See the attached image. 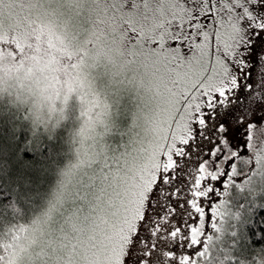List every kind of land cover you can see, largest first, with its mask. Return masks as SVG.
Returning <instances> with one entry per match:
<instances>
[{"label": "snow or ice", "instance_id": "6c2138e0", "mask_svg": "<svg viewBox=\"0 0 264 264\" xmlns=\"http://www.w3.org/2000/svg\"><path fill=\"white\" fill-rule=\"evenodd\" d=\"M107 8L69 33L57 30L55 10L50 18L43 6L0 0L13 102L43 123L74 96L82 120L55 201L32 234L7 229L0 264H197L207 220L216 228L226 203L206 207L216 186L244 156L248 174L264 171V0ZM35 152L19 154L21 170ZM8 200L0 189V204ZM249 232L234 264H264V226Z\"/></svg>", "mask_w": 264, "mask_h": 264}, {"label": "trees", "instance_id": "16d2710c", "mask_svg": "<svg viewBox=\"0 0 264 264\" xmlns=\"http://www.w3.org/2000/svg\"><path fill=\"white\" fill-rule=\"evenodd\" d=\"M16 107L0 100V189L10 196L0 204V241L9 239L7 229L12 226L24 225L28 234L33 232L56 199L52 191L58 190L62 172L77 159L78 130L69 115L48 129L34 128L26 110ZM32 145L34 166L21 170L19 154ZM228 188L219 226L213 230L201 264H234L240 245L251 238L249 229L258 233L264 226V175L252 176L243 187L232 182Z\"/></svg>", "mask_w": 264, "mask_h": 264}, {"label": "rangeland", "instance_id": "374dc122", "mask_svg": "<svg viewBox=\"0 0 264 264\" xmlns=\"http://www.w3.org/2000/svg\"><path fill=\"white\" fill-rule=\"evenodd\" d=\"M155 2H160V0H155ZM19 3L25 5L43 6L44 9L49 11L50 18L52 11L55 10V18L59 25L57 30L70 33L75 30V26L77 24H83L84 22L88 21L89 18H91V20H95L97 16L103 17L105 15H111V10L108 9L107 6L112 3V0H19ZM56 5H60L61 7L59 9H56L55 8ZM68 5H73V6L78 5L79 7L78 8L74 7L73 10L69 12L67 7ZM33 10L34 11L39 10V7ZM124 46H125L124 44L121 45V47ZM38 74L45 75V73L42 70ZM20 75H23V72H21ZM16 76H17V72L15 68L0 66V97H1L0 100L2 102H7L11 105H15L17 106L16 108H19V106H21L20 108L22 110H26L27 105H19L13 102L15 99V88L13 87V85L15 84ZM26 83H32V81L29 80L26 81ZM57 108L58 109L62 108V111H57L52 114H48L45 111L43 123L34 122V119L28 115L31 125L34 128H38V127L41 128L42 126L43 128L48 129L49 127L54 126L55 124L59 123L61 119H64L66 118L67 115H69L71 122L74 123L75 126L77 127V130H79L82 123V120L79 115L80 113L79 101L73 96L72 98L69 99L66 105H61L58 102ZM247 160H248L247 156L241 157L242 163L239 166V168H243L244 170L240 171L238 168V171L236 172L235 175L229 174L228 177H225V180L220 185L216 186L214 193L208 198V201H206V207H209V205L212 204H219L221 200H224L226 196V192L229 189L228 187L232 182L237 183L241 187L246 185L248 183V179L251 178L252 176L255 177L258 175L259 176L264 175V171L262 170H257L256 174H252V173L248 174L247 167L249 165L244 166L243 164V162ZM225 183L228 184L227 189H225L224 187ZM58 190H54L52 191V193L56 194L58 193ZM221 211H222V207L220 208V213ZM209 212H210V207H209ZM220 220H221V215H218L215 220L217 227L219 226ZM38 221H41V219L39 218ZM216 228L211 227V219L209 217L207 220V228L204 229V236L202 237L203 239L202 245L203 242H205L207 245L206 248L203 249L204 254L207 252L206 250H208L209 239L214 233L213 230ZM29 234H32V232ZM199 250L201 249H197V251ZM192 254H193V259L196 260L197 264H201L202 262L201 259L204 257V255L202 257H196L194 252Z\"/></svg>", "mask_w": 264, "mask_h": 264}]
</instances>
